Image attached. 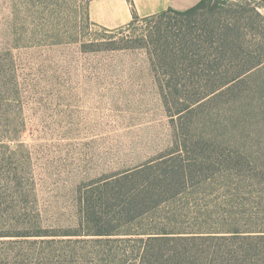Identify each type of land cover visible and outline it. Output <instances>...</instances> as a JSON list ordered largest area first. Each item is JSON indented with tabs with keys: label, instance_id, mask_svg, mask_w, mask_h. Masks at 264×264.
<instances>
[{
	"label": "rangeland",
	"instance_id": "374dc122",
	"mask_svg": "<svg viewBox=\"0 0 264 264\" xmlns=\"http://www.w3.org/2000/svg\"><path fill=\"white\" fill-rule=\"evenodd\" d=\"M204 18L237 22L249 56L236 64L263 61L181 113L179 153L152 56L158 19L108 31L86 0H0V264H131L136 235H85L79 198L192 150L194 176L157 222L172 210L189 227H264V0H211Z\"/></svg>",
	"mask_w": 264,
	"mask_h": 264
},
{
	"label": "trees",
	"instance_id": "16d2710c",
	"mask_svg": "<svg viewBox=\"0 0 264 264\" xmlns=\"http://www.w3.org/2000/svg\"><path fill=\"white\" fill-rule=\"evenodd\" d=\"M209 2L211 0H201L184 11L168 8L146 17H139L133 11L128 24L116 29L103 28L123 30L139 20L150 23L158 19L159 26H156V39L153 41L155 54L152 56L158 60L167 77L164 79L166 82L159 78L158 85L166 111L170 116L177 115L176 119H171L177 134L178 152L182 149L180 138L185 135L179 133L181 113L191 112L193 104L209 95L219 96L237 78L263 61L236 64V57L247 59L249 48H244V44L239 42L235 20H226L208 28L207 18H204L198 25L196 19L202 17V11ZM255 13L260 17L256 10ZM162 29L165 33H161ZM239 66L240 69L235 71ZM186 93L197 94L198 97L183 99ZM167 95L176 96L174 105H181L175 107L173 113L169 109ZM202 148L199 147L200 150ZM192 152L194 160L186 156L185 159L171 161L162 172L144 173L151 167H142L134 173L126 172L105 180L100 186L90 187L79 198V225L86 229L84 234L136 235L135 247L131 248V253H134L131 264H264V227L245 231L210 228L201 223L189 227L171 218L176 214L172 210L161 221L155 219V213L161 206L171 204L183 191L187 180L193 178L194 165L199 158L198 151ZM139 173L144 174L142 179L134 180L132 176ZM132 228L137 232L132 233Z\"/></svg>",
	"mask_w": 264,
	"mask_h": 264
},
{
	"label": "crops",
	"instance_id": "0c3cea01",
	"mask_svg": "<svg viewBox=\"0 0 264 264\" xmlns=\"http://www.w3.org/2000/svg\"><path fill=\"white\" fill-rule=\"evenodd\" d=\"M201 0H88V18L95 25L116 29L132 20L134 11L139 17H146L168 8L184 11Z\"/></svg>",
	"mask_w": 264,
	"mask_h": 264
}]
</instances>
